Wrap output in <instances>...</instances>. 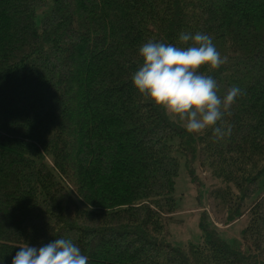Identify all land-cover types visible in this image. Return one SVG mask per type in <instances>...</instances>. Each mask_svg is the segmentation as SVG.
Instances as JSON below:
<instances>
[{"label":"trees","instance_id":"1","mask_svg":"<svg viewBox=\"0 0 264 264\" xmlns=\"http://www.w3.org/2000/svg\"><path fill=\"white\" fill-rule=\"evenodd\" d=\"M181 31L227 57L199 71L241 90L229 135L189 133L132 84L139 47ZM184 157L193 184L217 180V220L246 222L236 243L205 210L199 240L170 241ZM60 237L87 264H264V0H0V264Z\"/></svg>","mask_w":264,"mask_h":264},{"label":"clouds","instance_id":"2","mask_svg":"<svg viewBox=\"0 0 264 264\" xmlns=\"http://www.w3.org/2000/svg\"><path fill=\"white\" fill-rule=\"evenodd\" d=\"M178 39L188 46L149 40L139 47L142 63L132 75L133 86L173 119L186 121L189 133L211 129L218 138L229 135L223 118L241 90L234 86L221 97L213 76L199 71L201 66L217 69L227 57L206 33L181 31ZM88 260L72 238L60 237L39 246L25 243L11 264H87Z\"/></svg>","mask_w":264,"mask_h":264},{"label":"rangeland","instance_id":"3","mask_svg":"<svg viewBox=\"0 0 264 264\" xmlns=\"http://www.w3.org/2000/svg\"><path fill=\"white\" fill-rule=\"evenodd\" d=\"M180 164V174L177 178L175 190L179 210L176 217L184 219L185 223L170 227V241L176 246H185L191 239L199 240L201 237L199 222L202 212L205 210L210 213L213 221L223 229L224 235L227 234L232 242L236 243L235 238H241V231L246 222L241 220L226 226L221 220H217L211 203L212 200H210V203L208 201L209 186L217 183V180H213L205 170L202 172L204 180L206 179L204 183L201 186L193 184L188 173L185 157L181 159Z\"/></svg>","mask_w":264,"mask_h":264}]
</instances>
